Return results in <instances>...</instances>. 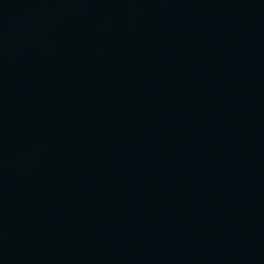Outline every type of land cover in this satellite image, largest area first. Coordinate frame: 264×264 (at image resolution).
I'll list each match as a JSON object with an SVG mask.
<instances>
[{
    "label": "water",
    "instance_id": "95a60500",
    "mask_svg": "<svg viewBox=\"0 0 264 264\" xmlns=\"http://www.w3.org/2000/svg\"><path fill=\"white\" fill-rule=\"evenodd\" d=\"M0 264H264V0H0Z\"/></svg>",
    "mask_w": 264,
    "mask_h": 264
}]
</instances>
